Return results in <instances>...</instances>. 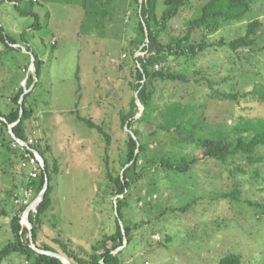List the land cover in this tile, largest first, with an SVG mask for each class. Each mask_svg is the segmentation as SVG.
Instances as JSON below:
<instances>
[{"label": "rangeland", "instance_id": "374dc122", "mask_svg": "<svg viewBox=\"0 0 264 264\" xmlns=\"http://www.w3.org/2000/svg\"><path fill=\"white\" fill-rule=\"evenodd\" d=\"M29 1L18 9L15 0H0V27L16 42L10 46L0 43V110L9 113L16 107L12 97L17 92L34 89L27 86L29 76L38 80L29 99L36 106L37 118L27 123L28 138L36 134L42 148L49 145L46 158L59 167L52 178V205L42 216L40 241L66 258L54 239L62 236L72 241L74 250L90 251L95 241L114 232L118 197L105 191L109 183L106 148L110 170L115 176L121 174L129 136L134 137L132 130H136L150 147L139 154L136 181L126 194V221L135 230L131 243L125 240L117 250L124 251L123 264H218L230 254L240 255L241 264H264V147L252 158L241 154L227 163L208 160L187 174L175 175L161 167L162 158L192 160L199 157V147L179 144L172 135L158 131L156 124L134 123L131 129L121 125V113L129 112L137 98L132 85L136 58L147 54L144 45L137 49L132 44L140 35V8L135 0H114L105 19L97 14L98 0H37L39 28L33 27L34 16L20 14ZM208 1L188 0L168 24L162 41L184 37L187 22ZM158 2L161 16L165 0ZM254 20L261 21L262 27L253 51L234 53L227 47H211L195 59L170 58L167 70L187 81L157 82L156 107L160 110L170 103L193 106L196 111L187 123H196L201 116L209 131L218 125L248 128V122L264 121V102L244 97L257 83H264V0L256 1L247 20L225 23L215 34L195 31L193 39L209 44L221 38L229 41L243 34ZM36 58L42 62L39 79ZM217 93L240 97L238 101L221 100ZM136 104L135 119H139L144 108L139 101ZM80 117L90 119L103 133ZM4 130L0 124V248L13 237L11 221L24 205L17 200L25 188L17 186L27 179L10 157L13 128L7 126L5 132L11 138L2 137ZM154 131L157 135L147 138ZM104 133L110 137L109 145ZM251 135L249 130L242 134L247 139ZM17 190L20 196L15 198ZM39 199L33 194L30 202L36 206ZM187 205L186 211L180 210ZM21 223L32 229L29 209ZM2 264L31 263L13 254Z\"/></svg>", "mask_w": 264, "mask_h": 264}, {"label": "trees", "instance_id": "16d2710c", "mask_svg": "<svg viewBox=\"0 0 264 264\" xmlns=\"http://www.w3.org/2000/svg\"><path fill=\"white\" fill-rule=\"evenodd\" d=\"M17 2L16 8H20L26 0H15ZM188 0H165V9L161 16H158V0H135L139 6V39L132 41L137 49L141 46L147 54L136 58L138 66L135 70V83L133 89L137 93V98L133 100L131 110L127 113H121L122 127L132 128L134 123L156 124L158 131L162 130L172 135L174 140L179 144L193 145L200 148V155L192 160L183 157L174 162L171 158H162L161 167L166 171L175 175L187 174L194 165L199 162L214 160L221 163H227L232 157L241 154L252 158L258 148L264 147V121L248 122V128L229 127L227 124L218 125L214 131H209L204 124L203 118L200 116L196 119V123H187V119L191 113L195 112V107L183 105L181 103H170L163 109H158L154 104V95L156 93V84L161 81H187V78L176 73H170L167 70V63L170 58H191L195 59L199 54L204 53L211 47H227L234 53L242 49L254 50L260 39V29L262 22L259 20L251 21L245 29L243 34L226 40L221 38L217 43L209 44L207 41L196 42L193 39L195 31L203 30L210 34H215L221 30L225 23H239L247 20L252 11L253 5L257 0H209L200 10L197 17L187 22L188 30L184 37L172 39L169 43L162 41V36L167 33L169 23L175 19L184 8ZM37 0H30L27 9L21 10L22 16H34L36 23L33 27L39 28L38 15L35 10ZM100 5L97 11L99 17L105 19L108 15V6L114 0H98ZM86 5L85 7H87ZM97 9V5H94ZM112 6V5H111ZM0 43H6L7 46L16 44L15 39L4 33L3 28L0 27ZM42 62L35 59L36 75L39 79L41 74ZM163 65L161 69L159 66ZM158 67V68H157ZM36 80L32 75L29 76L27 86L33 87ZM36 88V87H35ZM35 90V89H34ZM34 90L24 94V89H21L15 96L12 97L13 107L7 114L0 110V124L4 125V135H7V126H13V135L20 141L27 142L28 125L31 119L37 118L36 106H32L30 97ZM221 100L238 101L239 94L217 93ZM250 97L257 101L264 102V83H257L254 88L244 93V97ZM139 101L144 108V111L139 119H135L139 111V106L136 102ZM34 104V103H33ZM80 119H84L81 118ZM91 129H98L101 133L103 130L93 123L90 119H84ZM158 121V122H157ZM193 126V127H191ZM251 132L249 139L242 136L243 132ZM135 136H129L127 142V149L122 159L123 172L114 175L110 170V162L108 149L106 148V176L109 183L105 186V191L111 197L117 196L115 209L117 218L115 219V230L112 234L104 235L90 246V251H85L79 248V251L72 248L73 244L70 239L58 237L54 239V243L60 248L62 253L71 264H123L121 258L123 250L117 251L125 244V240L130 244L132 241V234L135 227L126 221L125 208L128 207L126 194L135 183L136 168L139 163V154L146 153L150 147V142H146L143 135L132 130ZM9 135V134H8ZM7 135V136H8ZM107 145L110 144V137L104 133ZM157 135L156 131L150 133L147 138H153ZM10 136V135H9ZM5 138V137H4ZM11 138V136H10ZM146 138V137H145ZM13 140V139H12ZM3 142V141H2ZM10 147V146H9ZM35 148L41 154L45 161V168L41 175L36 179L30 180L27 171L21 170L19 160L22 157L19 149L10 147L11 155L14 162L17 163L18 169L25 176V179L17 187L33 188L34 197H37L48 184L44 199L37 208V213L31 212L29 221L32 225L30 230L21 223L22 215L26 211V206L19 209L11 221V233L13 237L0 248V264H2L8 257L13 254L24 256L31 264H64L61 259L51 256L49 254L40 253L36 251L31 245H34L38 250L44 252H52L59 254L53 246L43 243L38 237L39 229L43 226V215L48 211L52 205V192L54 185L52 183L53 174L59 173L57 163L53 164L46 158V153L50 150L49 145L46 149L42 148L39 143ZM15 198L20 196V190L14 192ZM119 196H123L119 198ZM227 197V196H225ZM237 199L236 197H234ZM252 204V203H251ZM190 208H181L186 211ZM123 223V225H122ZM32 239V240H31ZM218 264H241V256L237 254H230L223 257Z\"/></svg>", "mask_w": 264, "mask_h": 264}, {"label": "built area", "instance_id": "2783aa9c", "mask_svg": "<svg viewBox=\"0 0 264 264\" xmlns=\"http://www.w3.org/2000/svg\"><path fill=\"white\" fill-rule=\"evenodd\" d=\"M17 141V143H16ZM14 145L12 147L19 149L22 153V157L19 160L21 170L27 171L28 178L30 180L36 179L42 174L44 170L43 159L35 148L37 141L34 138H30L27 142H21L14 138ZM33 188H25L21 192V197L17 202L24 204L23 206L28 207L29 211H36V206H33V202H30L31 196L33 195ZM148 264V263H147Z\"/></svg>", "mask_w": 264, "mask_h": 264}, {"label": "water", "instance_id": "95a60500", "mask_svg": "<svg viewBox=\"0 0 264 264\" xmlns=\"http://www.w3.org/2000/svg\"><path fill=\"white\" fill-rule=\"evenodd\" d=\"M47 186L48 184H46L44 190L42 191V194L40 195V199L38 200V203H37V206L42 202V200L44 199V196H45V193H46V189H47ZM32 240V239H31ZM36 251L40 252V253H45V254H49L51 256H54V257H57L59 259H61V261L64 263V264H70L68 262V260L66 258H64L63 256H61L60 254H55V253H52V252H44V251H40L38 249H35Z\"/></svg>", "mask_w": 264, "mask_h": 264}, {"label": "clouds", "instance_id": "9594fccd", "mask_svg": "<svg viewBox=\"0 0 264 264\" xmlns=\"http://www.w3.org/2000/svg\"><path fill=\"white\" fill-rule=\"evenodd\" d=\"M28 78H29V77H28ZM26 93H27V92H26ZM10 126H11V128H13L12 126H14V125H10ZM14 138L17 139L16 136H15ZM14 138H13V139H14ZM30 138H34V139L37 141L36 134H33V136L30 137ZM30 138H29V139H30ZM18 140H19V139H18ZM19 141H20V140H19ZM21 142H25V141H21ZM37 144H38V141H37ZM40 155H41V154H40ZM41 157H42V156H41ZM42 159H43V157H42ZM43 162H44V168H45V161H44V159H43ZM43 171H44V170H43ZM41 194H42V192H41L38 196H40ZM38 196H37V197H38ZM38 206H39V205H38ZM38 206L36 205V210H37ZM27 210H28V207L26 208V211H27ZM26 211H25V212H26ZM31 212H34V211H31V210H30V211H29V215H30ZM25 227H26V226H25Z\"/></svg>", "mask_w": 264, "mask_h": 264}, {"label": "crops", "instance_id": "0c3cea01", "mask_svg": "<svg viewBox=\"0 0 264 264\" xmlns=\"http://www.w3.org/2000/svg\"><path fill=\"white\" fill-rule=\"evenodd\" d=\"M28 79V78H27ZM37 83H38V80L36 81V84H34L33 86H34V89H35V87L37 86ZM32 88V87H31ZM33 89V90H34Z\"/></svg>", "mask_w": 264, "mask_h": 264}]
</instances>
